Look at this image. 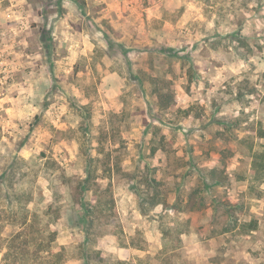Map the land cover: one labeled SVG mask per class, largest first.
Masks as SVG:
<instances>
[{
    "label": "rangeland",
    "instance_id": "374dc122",
    "mask_svg": "<svg viewBox=\"0 0 264 264\" xmlns=\"http://www.w3.org/2000/svg\"><path fill=\"white\" fill-rule=\"evenodd\" d=\"M34 220L67 264H264V0H0V247Z\"/></svg>",
    "mask_w": 264,
    "mask_h": 264
},
{
    "label": "trees",
    "instance_id": "16d2710c",
    "mask_svg": "<svg viewBox=\"0 0 264 264\" xmlns=\"http://www.w3.org/2000/svg\"><path fill=\"white\" fill-rule=\"evenodd\" d=\"M24 164V162H19L18 164ZM88 178L85 181L86 183H89L91 177V171L87 170L86 171ZM2 175H6V173L2 174ZM228 174H226L227 176ZM224 174H222V172H219L216 169H213L210 173V179L207 178L206 184L210 185H220V184H224L226 182V180L228 179V177H226ZM150 185L153 186V188H155L156 190L159 189V185L160 183L157 182V180L155 178H152L150 181ZM202 193V192H201ZM193 195H198V191H195L192 193ZM191 200L194 201L193 203V208L191 211H193V209L196 208V210H199L200 208H202L203 206V200L204 197L203 196H198V200L194 199L193 197L190 198ZM157 204H161L160 202H158ZM223 204L225 209H226V213L229 216H232L234 221L233 223H231L229 226H225L222 230L221 233H234V231L237 229V224L239 222V219L237 218V216H235V207L236 206H230L229 202H216V205H221ZM214 208V210H218V208ZM229 208V209H228ZM93 213V210H88V216L90 214ZM35 217L39 216L35 213ZM88 218V217H87ZM85 217V219H87ZM35 222V223H34ZM37 222L31 221L30 224H28L27 222L23 223V226L21 227V229L17 232V234L12 235L10 237V239H5L3 242V245L0 247V249L5 250V256H4V260H5V264H67V262L69 261V259L67 258L66 254H65V249L61 248V250L57 251L54 247L56 241H57V232L53 231L50 226L51 224L48 225H44L43 228H38L37 227ZM89 226H92V221L89 220ZM258 222H252V226L251 225H241V227H250V231H256L258 225ZM25 226V227H24ZM239 227V229L241 228ZM32 231L33 235H36L37 239H33L30 243L27 240H21V237L25 234L26 231ZM90 230V229H89ZM88 230V231H89ZM87 231V233L89 234V232ZM38 239H41V242L38 241ZM21 240V241H20ZM30 246L35 247V252H37L35 254V257H31L29 255L30 253ZM118 264H126L125 262L119 261Z\"/></svg>",
    "mask_w": 264,
    "mask_h": 264
},
{
    "label": "crops",
    "instance_id": "0c3cea01",
    "mask_svg": "<svg viewBox=\"0 0 264 264\" xmlns=\"http://www.w3.org/2000/svg\"><path fill=\"white\" fill-rule=\"evenodd\" d=\"M116 253L119 256L118 260L122 262L131 261L138 255L137 250L131 248H117Z\"/></svg>",
    "mask_w": 264,
    "mask_h": 264
}]
</instances>
